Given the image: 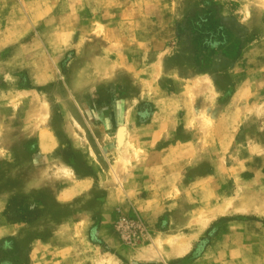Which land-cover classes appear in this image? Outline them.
Segmentation results:
<instances>
[{
    "label": "rangeland",
    "instance_id": "374dc122",
    "mask_svg": "<svg viewBox=\"0 0 264 264\" xmlns=\"http://www.w3.org/2000/svg\"><path fill=\"white\" fill-rule=\"evenodd\" d=\"M0 264H264V0H0Z\"/></svg>",
    "mask_w": 264,
    "mask_h": 264
},
{
    "label": "bare ground",
    "instance_id": "6f19581e",
    "mask_svg": "<svg viewBox=\"0 0 264 264\" xmlns=\"http://www.w3.org/2000/svg\"><path fill=\"white\" fill-rule=\"evenodd\" d=\"M63 169V168H62Z\"/></svg>",
    "mask_w": 264,
    "mask_h": 264
}]
</instances>
